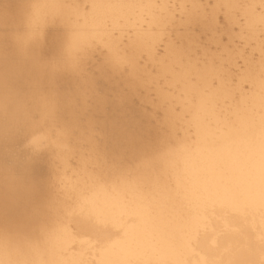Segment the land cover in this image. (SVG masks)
Returning <instances> with one entry per match:
<instances>
[{
    "label": "bare ground",
    "instance_id": "6f19581e",
    "mask_svg": "<svg viewBox=\"0 0 264 264\" xmlns=\"http://www.w3.org/2000/svg\"><path fill=\"white\" fill-rule=\"evenodd\" d=\"M82 1L90 3L85 12L78 0H0V264L51 257L69 264L81 262L78 254L64 253L72 241L66 224L59 223L65 203L72 210L110 209L131 220L127 231L147 221L157 225L140 243L121 247L117 240L100 249L95 264L114 258V249L117 258L125 261L169 255L160 238L192 185L243 188L247 197L230 206L250 230L256 227L257 234L260 210L252 193L264 118V66L257 78L253 72L255 80L249 78L251 73L247 75L252 80L248 81L252 94H239L242 89L232 88L242 97L236 104L229 99L227 110L221 102L232 91L224 92L227 87L220 82V88L226 89H204L210 76L207 63L196 67L193 59L186 62L182 48L168 44L167 57L153 60L157 62L156 77L159 72L169 73L171 79L169 75L163 78L165 83L169 79L166 85L168 81L179 85L184 118L173 112L182 105L172 111L170 105L175 108L176 104H165L168 96L162 90L154 88L157 99H149V85L157 80L149 71L153 66L143 70L145 66L141 69L134 64L143 50L152 56L153 35L137 34L127 53L104 32L92 30L107 19L128 21L129 15L134 16L133 8L124 1ZM145 2L138 6L139 14H147L151 24L168 18V13L162 17L155 10L159 6ZM241 2L215 0L225 12V23L230 24L233 11L239 9L251 25L250 0V6H240ZM192 10L184 19L188 25L192 23L189 27L196 22L207 27L206 22L213 21L210 16L203 19L207 14L197 7ZM198 25L193 29H199ZM212 26L207 30L211 32ZM184 33L181 35L187 37ZM190 43L186 41V49L192 47L187 46ZM96 45L104 52L100 62L91 59L98 53H93ZM47 56L55 59L47 60ZM215 105L225 110L219 109L218 114ZM34 136L38 146H51L36 149L29 143ZM190 258L205 259L202 254Z\"/></svg>",
    "mask_w": 264,
    "mask_h": 264
},
{
    "label": "rangeland",
    "instance_id": "374dc122",
    "mask_svg": "<svg viewBox=\"0 0 264 264\" xmlns=\"http://www.w3.org/2000/svg\"><path fill=\"white\" fill-rule=\"evenodd\" d=\"M118 1H124L126 4H128L130 7H132L134 16L129 15L128 21H124L120 17H117V19H115L114 21L107 19L104 22V25L102 27L101 26L100 27L99 26H93L92 30L94 32H104L111 39H113L117 42L120 50H122L123 52H125V50H126L127 53H129L128 52V45L130 44L129 42H131L137 34L147 33V34H151L155 37V41L153 42L152 49H151L152 56H151V54H149V53L145 52V50H143V52L141 51L140 54L138 53V56L135 57L136 60L134 62V64L137 65V67H138V65H140L141 69L143 68L142 66H145L143 68V70L144 69L149 70L150 66L151 67L153 66L151 68V70H149V71L151 73L152 72L154 73L152 75L154 76L155 79H157V80H155L157 82V85L154 84L155 81L153 79L151 82L152 85H149L152 89L150 87H148L151 89L148 93L150 95V96L148 95L150 100L152 99V101H155L157 99V94L154 92L153 89L158 88L159 91L162 90L163 94L168 96V98L165 100V104H167V103L169 104V102L176 104L175 108H172V106L174 107L173 104L172 105L169 104L171 106L172 111L177 110V109L178 110L181 109L180 111H178L179 113L176 111H173V112H175V114H177V115L181 114V115H183V117H184V114H186V112L183 111V107L185 106L184 105L185 103H184V101H181V99L184 100V97H182L183 94L178 93V91H177V90H179V85L173 81H168V86L166 85L167 80L171 79V77H170L171 75L169 73L166 74L167 76L169 75V79H166V83L164 80L167 77H166V75H164V73H163V75L162 74L160 75V72H159L158 77H156L158 72H156L157 64L155 65V63H157V62H155L153 60H156V59L162 60L163 57L166 58L167 56H164V55H166L165 49H166V46L168 49V47L170 45H172L173 47H176L178 49L182 48L185 52V55H184V52H183V55H184V57L187 58L186 62L187 61L192 62V60H190V59H193L194 62L195 61L197 62V63L193 62L196 65V67H197V65H198V67H201L202 63H207L208 67H206V64H204V65L210 71L209 80H210V78H211V80L209 83V80L207 79L208 80L207 81L208 86L210 87V89L208 86L207 87L205 86L204 87L205 91H206V88H208L207 92L208 91L214 92V90L216 88L219 89L221 87V85L224 84L225 87H227V90L224 92L232 91V92H230L231 95L233 93V89H236L238 87H239V90L242 89V90H240L239 94H241L243 91H244L243 94H245V95L248 92H250V93L254 92V90H253L254 85H251V86H253V88H252L253 91H251L250 83L248 81H252L251 79L253 77H254L253 80H255L257 78L256 73L258 72V70L260 71L259 68H261V65L264 66V6H262V0H250L251 6L247 3L249 0H242V2L240 4V6L242 5L243 7H244V5L247 4L248 6L251 7V9L253 11L252 16H254V20H253V22H251L250 26L247 25L246 18L243 14H241L239 9L233 11V13H232L233 19L230 22V24H229V21L227 22L229 25L227 23H225V21H226L225 16H224L225 12L223 13L221 10L222 8L216 6L215 0H148L149 2H151L153 4V6H159L160 7V8L155 9V10L158 11V13H160L162 17H165L164 16L165 12L169 14L168 18L165 19V21H163L160 24H151L149 22L147 14H139L138 6L144 5L146 3L145 0H140L141 3H139L138 0H107V2H110L111 4L117 3ZM78 4H79V7L81 8V10L82 11L84 10V12L87 11V9H89V6H90L89 2L82 1V0H80V1L78 0ZM193 6L197 7V10L200 9V12L204 11L203 13L208 15V16L207 15L203 16L202 17L203 19L206 17H209V16H210L209 17L210 20L213 18V21L211 20L209 22L207 21V18H206V21H207L206 23L209 24V25H207V27L210 25L212 26L216 23L214 26H212L213 28L211 27V32L213 31L212 37L209 36L211 34V32L209 31L210 29L207 30L208 28L205 27L206 24L203 25L201 22H198L200 25V27H199L198 23L196 22V23H193L192 27H189V25L192 23H189V25H188L187 24L188 22L186 23L185 22L186 20L184 21V19H186L185 16H186L187 12H190L193 9ZM213 6H214V8H213ZM215 8H216V10H215L216 12L214 11ZM217 8H218V10H217ZM209 12H211V14L212 13H214V14L210 15ZM212 16H214L215 18ZM203 19H202V22L204 21ZM214 19H216L215 23H214ZM111 21H112V23H111ZM211 23H213V24H211ZM194 24H197L199 29H197L196 26H195V29H193ZM201 24H202V26H201ZM201 27H203V30H201ZM214 27H215V30H214ZM205 28H206V30H204ZM200 31H202V32L200 33ZM184 32H186L187 37L189 36V35H187L188 33L191 34V36L194 35L193 39L191 36H189V38L185 37ZM181 34H184V35L182 36ZM215 36H217L216 37L217 39L215 38ZM181 37L182 38L185 37V38H183V40H184L183 42L185 43V45H184V43H182ZM190 37H191V39H190ZM210 37H211V39H210ZM212 38H215V40H214L215 43H212V41H213ZM191 40H192V43H190ZM216 40H218V42ZM186 41H187V43L188 42L190 43V45L187 44V46H192V47H189L188 49H186ZM168 44H170V45H168ZM96 46H98V48ZM96 46H95V48L97 49V51H96V49H94V52L93 51L92 52L94 54L97 52L98 53L95 55L92 54V55H94L93 56L94 58L91 57V59H93L94 61L98 59L97 61L100 62L99 60H101V59H99V58H102V55H104L103 54L104 52H103V48L101 46H99V45H96ZM183 46L185 47V49L183 48ZM186 50H189V51L186 52ZM167 53H168V51H167ZM209 53L214 54V56L212 54L210 55ZM153 54L155 57H153ZM50 55H52V54H50ZM50 55H49V57H50ZM52 57H54V56H51V59H55ZM152 57H153V59H152ZM184 57H182V58H183V61L185 62ZM46 58H47V60L49 59L48 56ZM51 59H49V60H51ZM93 60H91V61L93 62ZM151 60L153 61V64L151 63ZM158 60H156V61H158ZM181 60H180V63H181ZM97 61H95V62H97ZM206 61H208L209 63ZM210 61L212 62L211 64H210ZM95 62H93V63H95ZM89 64L90 63L87 64V67L89 66ZM212 64H213V66H212ZM154 65L156 67H154ZM209 65H211V67ZM177 67H178V65L173 66V68L176 70L178 69ZM202 67H204V66H202ZM157 71H158V69H157ZM253 72H254V75L256 76V78L253 75ZM250 73H251V75H249ZM211 75H212V77H211ZM247 75H249L250 77ZM160 76L161 77L163 76L162 79ZM192 76H193V79H192ZM247 77H249L251 79H249ZM163 78H164V80H163ZM189 78L192 81H195V79H196L194 75L189 76ZM217 80H220V81H217ZM170 82H172L173 84L175 83L176 85L174 84V86H176V88L174 86H170V84H172ZM217 82H220L221 85L219 83L217 84ZM102 83H104V82H102ZM102 83H98V84L102 86L103 85ZM158 83L160 85H158ZM251 84H253V83L251 82ZM216 85H218V87ZM173 87L176 89L177 93H176V91L173 90ZM214 87H215V89H214ZM220 89H226V88L222 87ZM166 90H167V92H166ZM236 90L238 92V89H236ZM236 90H234V91L236 92ZM246 91H247V93H245ZM124 92H125V90L123 91V94H126ZM168 92H170V93H168ZM173 92H175L176 94H173ZM235 92L233 94L236 95L237 92L236 93ZM178 94L179 95L181 94V97H179ZM239 94L237 93V96ZM175 96H177V97H175ZM230 96H228V93H227V96L226 95L223 96L225 102H223V100L221 102V98H220V102L223 103L224 107L221 106L222 104L217 102L220 104V105L218 104V106H221V108L222 107L225 108L228 105L229 101H232V100H233V102L236 101L235 103H232V104H236L238 99L240 100V98L242 97V96L239 97L240 95L238 96L239 98L237 96H235L237 98V100H236V98L234 96H232V98ZM246 96H248V94ZM233 97L235 98V100ZM229 99H231V100H229ZM177 104H179V105H177ZM230 104L231 103H229V105ZM180 105H182L181 106L182 108H180ZM215 108L217 109V113L220 114L219 111L221 109L217 108V105H215ZM229 108H227V110ZM222 110H225V109H222ZM222 114H223V112H222ZM71 164L73 165L74 162H72ZM74 210H75V213L80 211L78 209H74ZM61 214H60V216H61ZM127 220L131 221L129 219H127ZM65 224L68 228V231L70 232V234L72 236V241L65 248L64 253L78 254L82 261H88V262H91V264H95L97 254H98L100 249L97 248L94 241H92L88 236L76 235L72 226L69 223H65ZM245 225H248L247 229H249L248 231L251 234L256 235L255 234V232H256L255 228L256 227H253L250 224L252 226V229L250 230L251 227L249 228V224L246 223ZM258 229H259V227H258ZM258 229H257V232H258ZM233 230H235V229H233Z\"/></svg>",
    "mask_w": 264,
    "mask_h": 264
},
{
    "label": "clouds",
    "instance_id": "9594fccd",
    "mask_svg": "<svg viewBox=\"0 0 264 264\" xmlns=\"http://www.w3.org/2000/svg\"><path fill=\"white\" fill-rule=\"evenodd\" d=\"M261 99L264 101V83L261 85ZM36 136L29 142L36 149L51 146L39 144ZM248 193L239 185L225 188L220 185L189 187L184 199L177 205L176 213L160 238L162 246L171 254L158 256L150 261H125L117 258L107 259L101 264H264V118L259 147L254 168V191L260 210V228L256 235L251 234L241 215L235 213L232 203H239ZM68 205L59 223H69L76 235H86L99 249L109 248L120 240L121 247L142 242L157 225L147 221L138 223L132 231H127L130 221L119 217L107 208H89L68 215ZM81 223L93 226V231H79ZM235 229V230H233ZM202 254L205 259H192ZM23 264H69L55 257L34 258ZM76 264H91L88 261Z\"/></svg>",
    "mask_w": 264,
    "mask_h": 264
},
{
    "label": "snow or ice",
    "instance_id": "6c2138e0",
    "mask_svg": "<svg viewBox=\"0 0 264 264\" xmlns=\"http://www.w3.org/2000/svg\"><path fill=\"white\" fill-rule=\"evenodd\" d=\"M262 6H264V0H262ZM75 213V210L72 209H68V215H72ZM93 226L88 224V223H81L79 225V231L84 232V233H88L93 231Z\"/></svg>",
    "mask_w": 264,
    "mask_h": 264
}]
</instances>
